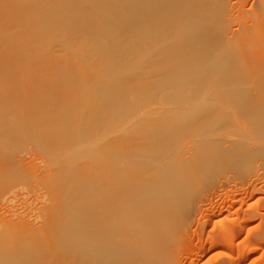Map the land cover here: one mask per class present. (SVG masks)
I'll list each match as a JSON object with an SVG mask.
<instances>
[{
  "label": "bare ground",
  "instance_id": "6f19581e",
  "mask_svg": "<svg viewBox=\"0 0 264 264\" xmlns=\"http://www.w3.org/2000/svg\"><path fill=\"white\" fill-rule=\"evenodd\" d=\"M87 2L0 0V153L33 139L29 128L56 164L99 148L101 174L83 175L85 251L57 264H177L207 180L264 149V0ZM60 199L52 189L38 205L39 228ZM0 225V264H20L9 261L19 221Z\"/></svg>",
  "mask_w": 264,
  "mask_h": 264
},
{
  "label": "rangeland",
  "instance_id": "374dc122",
  "mask_svg": "<svg viewBox=\"0 0 264 264\" xmlns=\"http://www.w3.org/2000/svg\"><path fill=\"white\" fill-rule=\"evenodd\" d=\"M53 1L73 7L88 3L87 0H76L74 5L67 0ZM254 1L247 0L245 6L250 8ZM100 10L106 12L102 7ZM66 15L67 12L60 17ZM244 22L248 24L250 19ZM238 26L239 23L234 24ZM70 28L71 23L47 34L39 41L34 54L48 52L63 43ZM28 131L33 139L21 137V140L8 141L11 148L0 153V218H12L20 225L11 243L10 258L14 259L9 261L57 264L85 251L84 203L89 184L83 175L86 168L101 174V163L94 164L101 152L98 148L99 154L91 156L61 155V161L56 164V159L46 157V153L55 150H42L44 140L37 138L34 128ZM74 139L67 144L72 145ZM85 160H90L89 168L83 165ZM207 182L209 186L202 199L190 210L188 232L177 254V264H219L222 260L228 264H264V236H260L264 230V149L248 166L236 164L222 168ZM52 189L59 192L61 199L58 203L48 202L56 214L49 224L39 228L48 218L46 209L38 205L45 203V196ZM3 239L5 235L0 236Z\"/></svg>",
  "mask_w": 264,
  "mask_h": 264
}]
</instances>
